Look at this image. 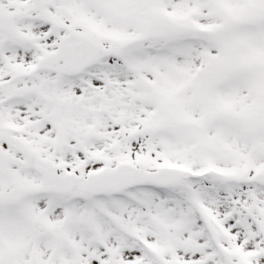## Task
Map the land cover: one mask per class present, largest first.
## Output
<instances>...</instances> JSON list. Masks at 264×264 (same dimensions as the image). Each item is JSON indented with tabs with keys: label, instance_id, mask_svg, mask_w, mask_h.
<instances>
[{
	"label": "snow or ice",
	"instance_id": "snow-or-ice-1",
	"mask_svg": "<svg viewBox=\"0 0 264 264\" xmlns=\"http://www.w3.org/2000/svg\"><path fill=\"white\" fill-rule=\"evenodd\" d=\"M0 264H264V0H0Z\"/></svg>",
	"mask_w": 264,
	"mask_h": 264
}]
</instances>
